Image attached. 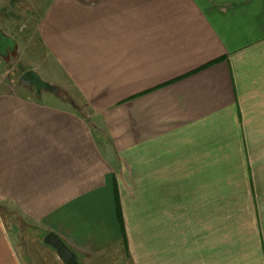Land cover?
<instances>
[{
  "label": "crops",
  "instance_id": "1",
  "mask_svg": "<svg viewBox=\"0 0 264 264\" xmlns=\"http://www.w3.org/2000/svg\"><path fill=\"white\" fill-rule=\"evenodd\" d=\"M41 1L70 93L0 89V206L81 264H264V0Z\"/></svg>",
  "mask_w": 264,
  "mask_h": 264
},
{
  "label": "rangeland",
  "instance_id": "2",
  "mask_svg": "<svg viewBox=\"0 0 264 264\" xmlns=\"http://www.w3.org/2000/svg\"><path fill=\"white\" fill-rule=\"evenodd\" d=\"M42 5L41 0L0 2V28L19 42L6 59H1L0 89L18 92L33 99L38 98L35 88L29 87V89L20 83V77L25 71L36 68L45 81L52 85L60 84L55 85L59 89V95H66L68 98L70 92L63 87L62 82H66L68 86L70 84L63 77L56 79L60 77V71L51 61L37 34ZM42 95L46 101H57L49 92L44 91ZM11 210L13 209L0 206V213L6 225L15 228L16 238L20 244L19 252L23 260L29 259L31 264H65L56 251L44 243L46 232L42 231L41 225L24 220L17 210ZM116 264L124 263L119 261Z\"/></svg>",
  "mask_w": 264,
  "mask_h": 264
},
{
  "label": "water",
  "instance_id": "3",
  "mask_svg": "<svg viewBox=\"0 0 264 264\" xmlns=\"http://www.w3.org/2000/svg\"><path fill=\"white\" fill-rule=\"evenodd\" d=\"M16 46L17 42L0 29V58L6 59L10 52L15 50ZM20 83L24 86L35 88L39 94L45 91L55 96L59 95L58 87L45 81L36 70L25 71L20 77ZM44 243L56 251L63 263L81 264L76 252L56 232H48L44 237Z\"/></svg>",
  "mask_w": 264,
  "mask_h": 264
},
{
  "label": "trees",
  "instance_id": "4",
  "mask_svg": "<svg viewBox=\"0 0 264 264\" xmlns=\"http://www.w3.org/2000/svg\"><path fill=\"white\" fill-rule=\"evenodd\" d=\"M117 212H118V215H119V220L122 222L121 207H120L118 195H117Z\"/></svg>",
  "mask_w": 264,
  "mask_h": 264
},
{
  "label": "built area",
  "instance_id": "5",
  "mask_svg": "<svg viewBox=\"0 0 264 264\" xmlns=\"http://www.w3.org/2000/svg\"><path fill=\"white\" fill-rule=\"evenodd\" d=\"M0 63H1V58H0Z\"/></svg>",
  "mask_w": 264,
  "mask_h": 264
}]
</instances>
